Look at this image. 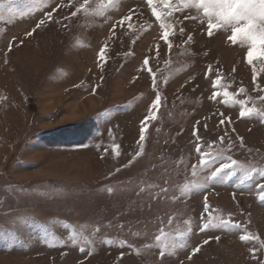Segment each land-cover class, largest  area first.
<instances>
[{
    "label": "rangeland",
    "instance_id": "obj_1",
    "mask_svg": "<svg viewBox=\"0 0 264 264\" xmlns=\"http://www.w3.org/2000/svg\"><path fill=\"white\" fill-rule=\"evenodd\" d=\"M153 2L174 26L171 52L147 0H89L87 16L77 12L84 0H16V14L0 17V264L264 261V252L259 260L250 253L257 241L239 239L249 233L264 240L260 175L237 169L222 182L201 177L199 188L181 191L198 146L219 152L213 167L231 157L264 169V122L241 119L240 105L222 96L209 98L226 90L235 93L230 101L264 110V65L257 62L254 83L246 49L227 41L230 29L209 37L202 11L176 10L171 0L169 15ZM217 72L222 87L214 86ZM156 94L161 107L141 145V121ZM205 197L217 216L241 227L202 230ZM73 231L87 241L73 240ZM157 235L180 242L161 258Z\"/></svg>",
    "mask_w": 264,
    "mask_h": 264
},
{
    "label": "snow or ice",
    "instance_id": "obj_2",
    "mask_svg": "<svg viewBox=\"0 0 264 264\" xmlns=\"http://www.w3.org/2000/svg\"><path fill=\"white\" fill-rule=\"evenodd\" d=\"M111 3L112 0H109ZM160 2L164 5L165 8L169 9L168 14L170 15L173 11L171 6V0H160ZM16 3V0H8V4H0V17H2L3 13L7 11L10 15L16 14V9L12 7V5ZM89 0H84V4L77 9V12L84 11V14L89 15L88 8ZM147 4L152 9V15L155 17L156 21L159 23V29L161 32V39L167 44L169 52L173 47V44L170 40V35H174L173 25L166 22L162 13L157 10L156 5L153 0H147ZM70 6V5H69ZM186 8L196 9L198 11H202L203 17L207 18V35L211 37L213 35V30H219L221 28L225 30L230 29V35L227 37V41L233 46H241L246 49L245 62L252 68L253 81L255 83L258 75V70L256 67L257 62L261 65H264V0H178V5L176 10L183 11ZM77 12H73L72 16H75ZM97 15L100 13L97 12ZM52 13H48V22H51ZM67 19V17H66ZM186 19H198L197 16L189 15ZM131 20V15L123 16L120 20V24L123 25L126 21ZM204 19L200 18V23L204 24ZM45 24V20L41 19L39 23L36 25L39 28L41 25ZM129 28H131V24H129ZM114 31V29H113ZM181 34H183L184 29H180ZM31 35V33H29ZM188 41L192 40V36H188ZM105 48H102L98 53V58L100 61H105ZM158 47V46H157ZM8 51H11V44L9 45ZM145 66H148L149 60L145 58L143 61ZM149 73H151V68L147 69ZM260 71H264V68H261ZM217 79L214 81V86H221V78L219 77V72H217ZM153 81H155V76L153 75ZM258 87V86H257ZM258 90L264 91V89ZM243 93L245 90L241 88L239 90ZM223 97V102L225 104L228 103H238L240 105L239 116L241 119L244 118H259L261 122H264V110L258 109L256 107H249L247 102L244 100H229L230 97H234L235 93H230L229 91H221L217 90L212 93L209 97L211 100H216L219 97ZM259 100H264V96L258 97ZM161 107V96L159 94L155 95L154 100L149 105V111L145 118L141 121V129L139 142L143 145V142L146 140L145 133L148 131V125L150 121H154L157 119V113ZM223 116V113H221ZM228 122H231V117L226 118ZM221 124L225 123V120L222 119L220 121ZM194 135L198 136V128H194ZM220 142L223 144L224 138H219ZM243 142V138H241V143ZM224 147H229V145H223ZM118 148V146H116ZM196 152L199 156L198 163L192 165L190 169V176L192 177L191 181L185 184L184 188L181 190L184 195H188L192 190L199 188L201 186V177L202 182L206 183L211 180L213 182H222L223 179L233 174L237 169H240L241 172L249 177V174L255 172L264 179V169L254 170L246 166L245 163L240 162L236 159H232L231 157H227L221 161L218 167H213L215 164V160L219 158V152L212 149L209 146L208 150L205 151L202 146H198ZM142 151V148H141ZM107 152V149H105ZM139 155V153H138ZM203 173H207V175H203ZM243 183V181H242ZM257 191L259 195V199L264 201V183H259L257 186ZM161 191L166 195L167 189L163 188ZM111 192V189H109ZM205 216L202 217L203 223L201 224V228L204 231H209L212 229L222 228H240L241 225L239 223L234 222L230 217L224 218L223 216H217L209 205H207V197H205ZM47 231V230H46ZM99 231V228L96 229ZM181 233V237H182ZM83 238L87 241V237H81V234L73 231L72 239L77 240ZM214 239L219 241L220 237L215 236ZM239 239L245 243H251L253 240L259 243V247H251L250 253L251 255L256 257L257 252H264V240H260L258 236H254L249 233L241 234ZM155 241L160 246L161 258L165 255V250L169 248H175L180 242L179 238L173 239L170 243L166 242L167 237L164 235H157L155 237ZM204 243H208L206 240ZM120 247H125V242H121ZM83 250V249H82ZM199 247L195 248L194 252H199ZM125 253L121 252L119 254L120 260H123ZM259 264H264V261H259Z\"/></svg>",
    "mask_w": 264,
    "mask_h": 264
}]
</instances>
